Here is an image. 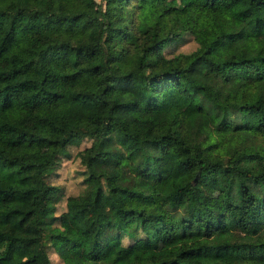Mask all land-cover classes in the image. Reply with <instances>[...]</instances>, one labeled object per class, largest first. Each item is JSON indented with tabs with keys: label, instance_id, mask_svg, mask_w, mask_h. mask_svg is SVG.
Masks as SVG:
<instances>
[{
	"label": "trees",
	"instance_id": "trees-1",
	"mask_svg": "<svg viewBox=\"0 0 264 264\" xmlns=\"http://www.w3.org/2000/svg\"><path fill=\"white\" fill-rule=\"evenodd\" d=\"M10 42L25 59L0 63V264H51L49 248L61 264H264L247 258L264 250V0H0ZM84 139L82 189L56 214L47 176ZM169 180L164 210L134 207ZM157 216L175 243H122Z\"/></svg>",
	"mask_w": 264,
	"mask_h": 264
},
{
	"label": "rangeland",
	"instance_id": "rangeland-1",
	"mask_svg": "<svg viewBox=\"0 0 264 264\" xmlns=\"http://www.w3.org/2000/svg\"><path fill=\"white\" fill-rule=\"evenodd\" d=\"M101 1V0H96ZM195 46L194 42L186 43L178 48V51H189ZM25 57L22 49L15 43H7L2 45L0 43V63H7L11 65H18L24 61ZM139 131L143 132L152 127L151 122H139L136 124ZM90 143V139H84L79 144H73L68 147L69 157L63 158L59 166L47 176V182L61 187L62 195L56 202V214L65 209V200L69 195H76L82 189V170L83 167L79 162L78 152ZM164 149L168 156L173 161L181 159L182 154L179 149L172 143L166 142ZM45 147L42 145H28L24 147V151L29 160H41L44 158ZM220 174L219 170L217 171ZM212 168H203L199 174L198 182H204L211 176ZM169 181H164L158 185L157 191L153 198L146 199L143 197L134 198V207L142 212L150 214H158L164 210L163 194L168 190ZM221 193L215 191L211 196V205L214 208L221 207ZM185 195L178 200V204L182 205ZM155 221L149 222L145 226V231H138L137 239L124 238L122 243L128 245L138 252L150 253L155 248H162L171 245L177 241L174 235L173 227L170 222H165L163 217H155ZM38 245L36 242L28 245H18L17 251L21 256H27L37 251ZM48 255L51 264H61V259L53 252L52 248L48 249ZM248 259L264 260V250L254 251L249 250Z\"/></svg>",
	"mask_w": 264,
	"mask_h": 264
}]
</instances>
